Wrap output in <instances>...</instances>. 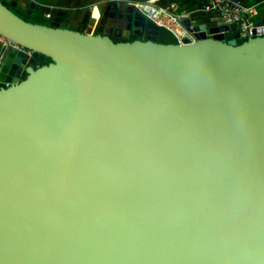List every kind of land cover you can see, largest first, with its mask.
<instances>
[{
    "label": "water",
    "instance_id": "1",
    "mask_svg": "<svg viewBox=\"0 0 264 264\" xmlns=\"http://www.w3.org/2000/svg\"><path fill=\"white\" fill-rule=\"evenodd\" d=\"M41 1L0 0L29 51L0 47V264H264V34L115 42L10 8Z\"/></svg>",
    "mask_w": 264,
    "mask_h": 264
},
{
    "label": "built area",
    "instance_id": "2",
    "mask_svg": "<svg viewBox=\"0 0 264 264\" xmlns=\"http://www.w3.org/2000/svg\"><path fill=\"white\" fill-rule=\"evenodd\" d=\"M128 5L138 11L144 19L157 28L169 32L176 43L196 41L195 22L191 13L197 11L219 18L225 23H238L239 36L247 39L264 34V26H255L252 16L257 13V4H245L242 0H197L195 8L189 11H177L173 6L164 5L161 0H127ZM52 8V7H51ZM50 17V14H47ZM0 44L8 45L15 50H23L17 44L0 35Z\"/></svg>",
    "mask_w": 264,
    "mask_h": 264
},
{
    "label": "flooded vegetation",
    "instance_id": "3",
    "mask_svg": "<svg viewBox=\"0 0 264 264\" xmlns=\"http://www.w3.org/2000/svg\"><path fill=\"white\" fill-rule=\"evenodd\" d=\"M127 0H99L92 4L89 11V17L82 22L78 28H84L85 31H91L102 35H108L113 40H148L152 36L156 37L159 33L158 29L153 34L148 22L135 9L122 13ZM85 7H71L72 10H81ZM94 8V9H93ZM93 9V12L91 11ZM91 11V12H90ZM92 14H94L92 16Z\"/></svg>",
    "mask_w": 264,
    "mask_h": 264
},
{
    "label": "crops",
    "instance_id": "4",
    "mask_svg": "<svg viewBox=\"0 0 264 264\" xmlns=\"http://www.w3.org/2000/svg\"><path fill=\"white\" fill-rule=\"evenodd\" d=\"M107 1V0H106ZM182 0H161V3L168 6H173V8L177 11H189L195 8V4L197 0H189L185 4L181 2ZM245 4H257V13L252 16V19L254 22H257L259 20L263 19L264 15V0H242ZM128 5V4H127ZM92 4L88 7H85L81 10H72L70 7H58V10H62L63 12H56L59 13L60 16L55 17V14L52 17V22H58L63 27L71 28V29H77L79 25H82L84 20H87L90 14L89 9L91 8ZM88 9V10H86ZM94 9V8H93ZM93 9L91 10L93 12ZM90 11V12H91ZM94 14H92L93 16ZM191 17L194 20L195 23H205L207 25L213 24L212 17L209 14H202L197 11H194L191 13ZM262 17V18H261ZM219 19V18H218ZM221 22H227L222 19H219ZM3 45L0 44V47Z\"/></svg>",
    "mask_w": 264,
    "mask_h": 264
},
{
    "label": "trees",
    "instance_id": "5",
    "mask_svg": "<svg viewBox=\"0 0 264 264\" xmlns=\"http://www.w3.org/2000/svg\"><path fill=\"white\" fill-rule=\"evenodd\" d=\"M99 0H42L36 7L33 9L31 14H27L24 9L19 7H10L12 11H14L17 15L25 19L26 21L42 24V25H50L52 23V17L57 12L58 7H61L63 3L67 7H88L89 5L98 2ZM7 5L8 3L5 2ZM52 7V8H51ZM47 14L51 16L48 17ZM63 27L62 25H60ZM157 42L158 43H176L175 39L162 28H158ZM134 39H130L132 41ZM115 42H118V39H114ZM50 62V59L42 58L41 64H47Z\"/></svg>",
    "mask_w": 264,
    "mask_h": 264
},
{
    "label": "rangeland",
    "instance_id": "6",
    "mask_svg": "<svg viewBox=\"0 0 264 264\" xmlns=\"http://www.w3.org/2000/svg\"><path fill=\"white\" fill-rule=\"evenodd\" d=\"M66 1V0H65ZM187 1H189V0H182L181 2L183 3V4H185ZM61 7H66L67 8V6H65V3H63V5L61 6ZM75 11V10H74ZM57 12H63L62 10H58ZM58 16H60V14L59 13H56L55 14V17H58Z\"/></svg>",
    "mask_w": 264,
    "mask_h": 264
}]
</instances>
